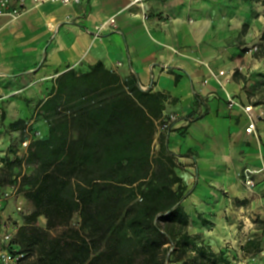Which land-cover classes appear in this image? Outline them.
<instances>
[{"label": "crops", "instance_id": "0c3cea01", "mask_svg": "<svg viewBox=\"0 0 264 264\" xmlns=\"http://www.w3.org/2000/svg\"><path fill=\"white\" fill-rule=\"evenodd\" d=\"M27 7L0 18V164L24 153L22 141L35 130L39 138L49 134L37 113L60 74L103 62L123 79L135 75L143 90L166 94L163 116H179L168 141L188 187L190 233L231 264H264V56L254 50L262 42L264 0ZM111 17L118 29L95 37ZM231 96L239 105L229 106ZM248 105L253 133L246 131ZM247 168L256 170L254 189L244 182Z\"/></svg>", "mask_w": 264, "mask_h": 264}, {"label": "trees", "instance_id": "16d2710c", "mask_svg": "<svg viewBox=\"0 0 264 264\" xmlns=\"http://www.w3.org/2000/svg\"><path fill=\"white\" fill-rule=\"evenodd\" d=\"M167 99L103 62L56 78L37 113L49 134L0 166V189L18 184L33 207L14 239L20 264H231L189 231L170 131L156 134Z\"/></svg>", "mask_w": 264, "mask_h": 264}, {"label": "built area", "instance_id": "2783aa9c", "mask_svg": "<svg viewBox=\"0 0 264 264\" xmlns=\"http://www.w3.org/2000/svg\"><path fill=\"white\" fill-rule=\"evenodd\" d=\"M31 1L34 6L42 5L48 2L69 6L78 4L81 0H0V18L17 17L27 10V2ZM145 0H133L134 3L142 4ZM118 29L117 20L111 17L104 23L96 26L93 34L95 37H101L108 32ZM255 51L258 47L255 46ZM239 105V101L235 96L229 98V106ZM244 110L250 116V124L246 131L253 133L255 130V117L252 113L253 106H244ZM177 114L164 115L159 123L158 131H170L173 124L178 120ZM193 121L188 118L187 123ZM30 137H26L22 141V147L26 150L32 139L40 136V130H35ZM158 135V134H157ZM256 170L247 168L244 170L243 177L246 186L254 189V174ZM23 201L16 186H7L0 189V264H20L25 258L26 253L22 251L14 239L19 227L23 224L24 217Z\"/></svg>", "mask_w": 264, "mask_h": 264}, {"label": "rangeland", "instance_id": "374dc122", "mask_svg": "<svg viewBox=\"0 0 264 264\" xmlns=\"http://www.w3.org/2000/svg\"><path fill=\"white\" fill-rule=\"evenodd\" d=\"M33 134V133H32ZM32 136V135H31ZM158 136V135H157ZM21 155H23V153L21 154ZM0 166H1V164H0ZM28 170H30V169H28ZM16 186V188H18V192H19V185L17 184V185H15ZM20 194V196L22 197V201H23V209H24V214L26 215V214H29L32 210H33V207H32V205L23 197V195L21 194V193H19ZM79 222V217L77 216L76 218H75V221H74V223L75 224H77ZM39 225H41V226H43V227H46V218L45 217H40L39 218ZM189 229L190 230H192V226H191V224H190V227H189ZM173 249H171V251H172ZM168 258H169V260L170 261H167L166 262V264H177L176 262H174L175 261V258H176V255H173V254H168Z\"/></svg>", "mask_w": 264, "mask_h": 264}]
</instances>
